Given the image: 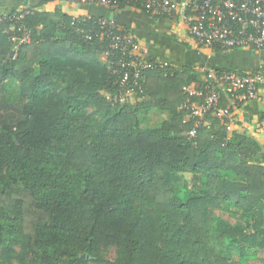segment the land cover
Wrapping results in <instances>:
<instances>
[{"label":"trees","instance_id":"obj_1","mask_svg":"<svg viewBox=\"0 0 264 264\" xmlns=\"http://www.w3.org/2000/svg\"><path fill=\"white\" fill-rule=\"evenodd\" d=\"M124 8L146 14L140 0ZM22 12L16 30L0 23V86L14 80L27 98L14 131L0 125V264H88L102 246L117 248L111 264H225L210 257L211 232L223 226L207 209L217 198L246 221L225 228V251L240 264L264 252V166L253 164L263 149L245 136L227 141L216 120L190 137L194 120L179 110L182 88L205 71L144 69L143 95L171 120L142 130L131 104L113 99L120 82L98 58L105 41L84 40L59 11ZM19 27L30 43L14 51ZM184 170L200 174L208 197L171 185Z\"/></svg>","mask_w":264,"mask_h":264},{"label":"built area","instance_id":"obj_2","mask_svg":"<svg viewBox=\"0 0 264 264\" xmlns=\"http://www.w3.org/2000/svg\"><path fill=\"white\" fill-rule=\"evenodd\" d=\"M71 1V0H68ZM102 8H117L121 3L137 4L139 0H76ZM141 7L150 17L163 18L179 13L186 25L188 40L198 46L220 51H264V0H140ZM26 12L16 11L0 16V23L10 25L20 22ZM70 26L84 40L105 41L111 72L118 75L119 89L114 96L117 103H126L143 96L140 87L144 69L162 68L147 58V50L128 31L118 25L113 17H73ZM19 36H12L14 51L21 44L30 43V31L21 27ZM114 58V60H113ZM165 65V64H164ZM187 101L179 106L185 116L194 120L189 132L194 137L197 130L218 121L226 133L235 125V106L239 102L261 100L264 102V69L255 72L209 70L197 83L184 86Z\"/></svg>","mask_w":264,"mask_h":264},{"label":"crops","instance_id":"obj_3","mask_svg":"<svg viewBox=\"0 0 264 264\" xmlns=\"http://www.w3.org/2000/svg\"><path fill=\"white\" fill-rule=\"evenodd\" d=\"M26 8L45 13L59 11L71 18L113 17L120 27L130 30L145 47L148 59L167 66L179 69L196 67L203 72L219 69L255 72L264 69V51L243 49L213 52L209 48L192 44L188 40L186 25L179 13L153 18L130 8H102L76 0H0L1 14ZM234 114L235 125L232 132L227 134L226 140L238 135L255 141L263 151L254 157L253 164L264 166V102H239L235 106Z\"/></svg>","mask_w":264,"mask_h":264},{"label":"rangeland","instance_id":"obj_4","mask_svg":"<svg viewBox=\"0 0 264 264\" xmlns=\"http://www.w3.org/2000/svg\"><path fill=\"white\" fill-rule=\"evenodd\" d=\"M98 58L102 62H106L104 49H98ZM2 84H4V88L0 86L2 88L0 89V125L13 126L9 130L14 131V125L22 117L23 107L27 104V98L21 96L20 84L14 80L8 79L7 83L4 81ZM98 94L102 95L103 93L98 92ZM128 102L131 104L130 112L136 123H138L139 129L158 128L162 123L171 120V114L160 106L153 104L146 95L134 97ZM94 111L95 107H90L84 112L89 115ZM184 120L186 121L188 118L185 116ZM198 176L200 174H194L190 170L177 171L171 174V185L174 188L182 189L184 197L188 195L208 197L204 183L201 177L200 179L197 178ZM225 177L230 181H241L240 178H233L227 175ZM214 201L215 205L209 206L207 209L213 217L222 222L223 226L216 232H211L209 242L211 261L215 263L223 261L225 264H240L237 251L227 253L224 249V244L227 241L225 228H232L237 225L244 227L246 221L242 213L234 207H230L224 199L217 198ZM136 206L139 207V204H136ZM143 207L148 210L147 207ZM1 217L2 215L0 214V219ZM16 250H18V247H16ZM116 254V247L102 246L98 252L100 261H89L88 264H111L115 261ZM82 258H84V255H82ZM89 258L87 256L88 260H90ZM246 264H264V252L255 251V259L247 260Z\"/></svg>","mask_w":264,"mask_h":264}]
</instances>
